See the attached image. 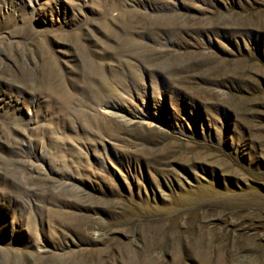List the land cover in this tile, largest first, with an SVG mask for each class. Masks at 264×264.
<instances>
[{
	"label": "rangeland",
	"instance_id": "374dc122",
	"mask_svg": "<svg viewBox=\"0 0 264 264\" xmlns=\"http://www.w3.org/2000/svg\"><path fill=\"white\" fill-rule=\"evenodd\" d=\"M0 264H264V0H0Z\"/></svg>",
	"mask_w": 264,
	"mask_h": 264
},
{
	"label": "bare ground",
	"instance_id": "6f19581e",
	"mask_svg": "<svg viewBox=\"0 0 264 264\" xmlns=\"http://www.w3.org/2000/svg\"><path fill=\"white\" fill-rule=\"evenodd\" d=\"M106 111H108V112H113L114 113V111H111V109H106ZM116 112V111H115Z\"/></svg>",
	"mask_w": 264,
	"mask_h": 264
}]
</instances>
